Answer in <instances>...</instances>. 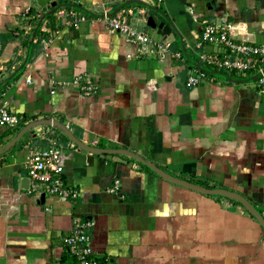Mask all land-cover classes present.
I'll list each match as a JSON object with an SVG mask.
<instances>
[{"label": "crops", "instance_id": "crops-1", "mask_svg": "<svg viewBox=\"0 0 264 264\" xmlns=\"http://www.w3.org/2000/svg\"><path fill=\"white\" fill-rule=\"evenodd\" d=\"M126 1L0 0V106L23 125L54 120L88 147L127 150L174 178L237 193L264 218V92L251 80L256 74L209 70L212 83L186 87L189 73L204 69L202 55L216 50L200 40L206 23L230 22L235 40L264 46V0L124 6L134 29L171 43L161 61L139 54L99 18ZM57 2L97 17L74 28L70 12L58 8L55 31L43 19L37 55L10 79L25 61L33 21ZM159 24H171L170 34H160ZM80 75L97 83L95 95L80 92L74 83ZM10 132L0 147L17 133ZM51 140L76 196L43 193L40 204L21 180L31 152ZM11 150L0 155V264H76L64 239L86 220L101 264H264V229L236 201L167 182L129 157L81 150L54 127L34 128ZM115 181L119 191L110 194Z\"/></svg>", "mask_w": 264, "mask_h": 264}, {"label": "built area", "instance_id": "built-area-1", "mask_svg": "<svg viewBox=\"0 0 264 264\" xmlns=\"http://www.w3.org/2000/svg\"><path fill=\"white\" fill-rule=\"evenodd\" d=\"M70 16L72 18L69 24L74 28L88 20L84 16L73 18L72 13ZM130 16L132 11L121 9L111 13L110 16L106 13L99 18L110 32L119 34L127 43L135 45L139 54L160 61L165 60L171 54V43L167 40L155 41L147 33L134 29L129 23ZM200 40L215 47L216 50L210 55H202L204 69L195 68L189 73L186 80L187 88L197 87L204 82L212 83L209 70H213L227 75L237 74L240 77L248 74L260 75L256 82L264 92V46L245 44L235 40L233 25L226 21L219 24L206 23L201 31ZM1 51L0 45V58ZM174 56L180 58L178 53ZM30 82L27 80V83ZM74 83L84 96L95 95L98 90L97 83L87 76H77ZM21 122L22 118L9 112L6 105L0 106V129H14ZM27 172L33 192L38 198L43 193L63 200L75 198L76 191L64 183L63 159L54 141L51 140L47 148L31 152ZM118 191L119 181H115L114 186L107 192L117 194ZM92 226L93 222L89 220L75 222L70 234L64 239V245L76 264H101L91 247L89 231Z\"/></svg>", "mask_w": 264, "mask_h": 264}, {"label": "water", "instance_id": "water-1", "mask_svg": "<svg viewBox=\"0 0 264 264\" xmlns=\"http://www.w3.org/2000/svg\"><path fill=\"white\" fill-rule=\"evenodd\" d=\"M130 4H138V5L145 6V4L143 2H141L140 0H128V1H126V3H124L123 5L118 7L113 13H116L119 10H121L124 7V5H130ZM51 8L52 9L50 11H48L47 13H45V15L53 14L59 7H56V4L52 3L51 4ZM45 15H43L39 19L38 25L33 31V34H32V37H31V40H30L29 44L33 43V41L35 39V36H36L37 29L40 27ZM110 15H111V13L107 14V16H110ZM149 23H152V27H155L156 23L154 21H152V17H149ZM158 29L161 30L165 35H169L170 32H171V29H172V25L169 24V26H166L164 24H159L158 25ZM25 64H26V59L23 62L22 66L19 69H17L13 75H11L10 79H12L13 76L16 73H18L24 67ZM197 67L199 68V65ZM259 76L260 75H256V76L252 77L251 80L255 81V80H257L259 78ZM40 126L54 127L56 129L60 130L75 146H77L78 148H80L81 150H84L86 152L93 153V154L122 155V156H125V157H129V158H132V159L138 161L139 163L145 165L146 167L151 169L154 173H156L159 177H161L162 179H164L167 182H170L172 184L188 188L190 190H193V191L205 194V195H217V196H222L224 198L236 201L264 229V218H263V216L249 203V201H247L241 195H239L237 193H234V192H230V191L224 190V189H215V188L208 189V188H205V187H202V186H199V185H195V184L189 183V182L184 181V180H180V179L174 178L171 175H169L166 172H164L163 170L159 169L154 164L143 160L138 155H136V154H134L132 152H129L127 150H123V149L99 150V149H94V148L88 147V146L84 145L83 143H81L77 138H75V136L64 125H62L61 123H59L57 121H54V120L44 119V120L34 121L32 123L24 125L8 143H6L4 146L0 147V155L5 153L9 149L13 148L16 145V143L19 142L21 140V138L26 133H29L34 128L40 127ZM30 187H31V184H30L29 178H24V179L21 180V188L23 190L29 191ZM44 198H45V195L42 194L40 196L38 202L40 204H43L44 203Z\"/></svg>", "mask_w": 264, "mask_h": 264}, {"label": "trees", "instance_id": "trees-1", "mask_svg": "<svg viewBox=\"0 0 264 264\" xmlns=\"http://www.w3.org/2000/svg\"><path fill=\"white\" fill-rule=\"evenodd\" d=\"M70 6V4H68V3H60V2H57L56 3V7H61V8H66V10L68 11V12H70V13H72L73 15H74V17L73 18H75V16L76 17H78V16H84V17H86L87 19H92V18H96L97 16L95 15V14H93V13H89V12H87V11H85V10H80V6H78V5H72L71 7H69ZM124 6H126V5H124ZM130 6H132V5H128V6H126L125 8H128V7H130ZM52 9V8H51ZM125 10V9H124ZM80 11H82V13H79ZM28 14H30V15H33V12L31 11V10H29L28 11ZM45 15V14H44ZM70 18H72V16H70ZM39 19L40 18H38V19H35L34 21H33V29H32V31L36 28V26H37V23H38V21H39ZM44 20H46L47 21V27L50 29V31H55V19H54V14H50V15H45V17H44ZM41 28H42V25L37 29V32H36V38H38V39H36V42L35 43H32L31 45H29L28 44V42H29V39L30 38H27L28 40L25 42V44H24V47H25V49L27 50V52H26V57H25V59H26V64L27 63H29L37 54H33V50H34V48H36L37 47V43L41 40V38H43V33L41 32ZM158 32L160 33V34H163L160 30H158ZM32 34V32L30 33V35ZM9 35V34H8ZM8 35H6V36H8ZM30 35H29V37H30ZM11 36V35H10ZM5 38V36L3 37V39ZM25 67V66H24ZM23 67V68H24ZM22 68V69H23ZM21 69V70H22ZM20 70V71H21ZM19 71V72H20ZM19 72L17 73V74H15L14 76H13V78H12V80H16L18 77H19ZM219 73H223V72H219ZM223 74H225V73H223ZM214 76V75H213ZM5 83H8V81H6ZM4 83V84H5ZM24 125H23V123H20L16 128H14V129H5V132L4 133H2V135H0V138L2 139V138H4V137H7L8 136V131H11L10 132V134L11 135H14V133H16V132H18L22 127H23ZM9 134V135H10ZM17 145H19V142L12 148V150L11 151H13L16 147H17Z\"/></svg>", "mask_w": 264, "mask_h": 264}, {"label": "rangeland", "instance_id": "rangeland-1", "mask_svg": "<svg viewBox=\"0 0 264 264\" xmlns=\"http://www.w3.org/2000/svg\"><path fill=\"white\" fill-rule=\"evenodd\" d=\"M127 10V9H126ZM93 19H95V18H93ZM131 25V24H130ZM145 32V31H144ZM146 33V32H145Z\"/></svg>", "mask_w": 264, "mask_h": 264}]
</instances>
